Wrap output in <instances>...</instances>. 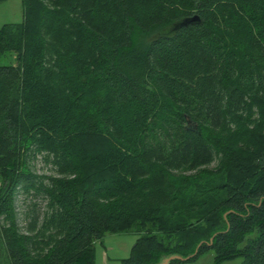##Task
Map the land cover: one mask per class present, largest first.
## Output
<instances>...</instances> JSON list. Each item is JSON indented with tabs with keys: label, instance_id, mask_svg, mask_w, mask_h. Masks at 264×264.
Listing matches in <instances>:
<instances>
[{
	"label": "trees",
	"instance_id": "16d2710c",
	"mask_svg": "<svg viewBox=\"0 0 264 264\" xmlns=\"http://www.w3.org/2000/svg\"><path fill=\"white\" fill-rule=\"evenodd\" d=\"M22 6L0 29V264H95L131 232L120 264L201 241L189 261L264 264V0Z\"/></svg>",
	"mask_w": 264,
	"mask_h": 264
},
{
	"label": "rangeland",
	"instance_id": "374dc122",
	"mask_svg": "<svg viewBox=\"0 0 264 264\" xmlns=\"http://www.w3.org/2000/svg\"><path fill=\"white\" fill-rule=\"evenodd\" d=\"M23 16L22 0H3L0 2V29L4 24L19 23ZM15 63V56L13 53L0 55V64ZM31 165L33 170L38 173H51L49 165L42 162L41 157L31 159ZM22 197L18 196L16 202V210L22 211ZM23 225V224H22ZM136 233H117V234H105L100 241L95 243V264H102L103 252H107L109 258L116 255L118 257L128 256V247L132 246L135 241ZM211 249L202 252L193 262L198 264H212L214 256ZM196 261V262H195ZM241 259L236 258L228 261H224L220 264H240Z\"/></svg>",
	"mask_w": 264,
	"mask_h": 264
},
{
	"label": "water",
	"instance_id": "95a60500",
	"mask_svg": "<svg viewBox=\"0 0 264 264\" xmlns=\"http://www.w3.org/2000/svg\"><path fill=\"white\" fill-rule=\"evenodd\" d=\"M212 238H210V241L208 242L209 245H211V241H212ZM203 242H199L198 245L195 247V250L193 253L183 257V256H180L178 254H170L168 256H164L162 257L158 264H172L174 261H179V262H188L190 259H192L193 257H195L198 253V249L199 247L201 246Z\"/></svg>",
	"mask_w": 264,
	"mask_h": 264
},
{
	"label": "crops",
	"instance_id": "0c3cea01",
	"mask_svg": "<svg viewBox=\"0 0 264 264\" xmlns=\"http://www.w3.org/2000/svg\"><path fill=\"white\" fill-rule=\"evenodd\" d=\"M136 237H137V234H136ZM136 239V238H135ZM100 242L103 244L102 240H100ZM135 242V241H134ZM133 242V243H134ZM133 245V244H132ZM131 249V246L128 247V252L129 253V250ZM129 255V254H128ZM103 256L102 257V264H120L121 262V259L123 258H126L127 256H124V257H118L116 255L112 256L113 258H109L107 252H103ZM189 262H193V261H189ZM196 262V261H195ZM174 264H198V263H187V262H179V263H174ZM213 264V262H212Z\"/></svg>",
	"mask_w": 264,
	"mask_h": 264
}]
</instances>
